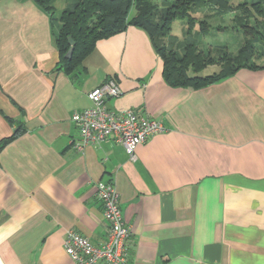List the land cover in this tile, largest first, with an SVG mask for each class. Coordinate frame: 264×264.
<instances>
[{
	"label": "crops",
	"instance_id": "crops-1",
	"mask_svg": "<svg viewBox=\"0 0 264 264\" xmlns=\"http://www.w3.org/2000/svg\"><path fill=\"white\" fill-rule=\"evenodd\" d=\"M50 21L33 0H0V140L21 129L0 151V264H74L69 229L104 242L100 181L118 191L130 264H264V68L172 87L129 25L66 73ZM109 79L122 91L109 109L165 127L132 160L113 137L75 146L72 114Z\"/></svg>",
	"mask_w": 264,
	"mask_h": 264
},
{
	"label": "trees",
	"instance_id": "trees-1",
	"mask_svg": "<svg viewBox=\"0 0 264 264\" xmlns=\"http://www.w3.org/2000/svg\"><path fill=\"white\" fill-rule=\"evenodd\" d=\"M55 19L58 29L53 41L58 49L57 68L73 72L94 49L98 40L125 30L129 25L142 28L149 36L155 52L162 60V75L172 87L200 88L233 75L240 68L260 69L264 63V0H66L65 7L55 15V0H33ZM133 12V13H132ZM199 13L200 15H195ZM231 14V26L244 32L235 52L225 46L217 47L216 54L198 45L199 36L212 28L209 20ZM185 20L183 39L176 41L171 34L172 23ZM214 27L217 30L228 28ZM68 37L74 41L69 58ZM209 65L218 70L201 75ZM9 122L11 119L7 118ZM21 132L20 126L0 140V151Z\"/></svg>",
	"mask_w": 264,
	"mask_h": 264
},
{
	"label": "built area",
	"instance_id": "built-area-1",
	"mask_svg": "<svg viewBox=\"0 0 264 264\" xmlns=\"http://www.w3.org/2000/svg\"><path fill=\"white\" fill-rule=\"evenodd\" d=\"M121 92L117 83L109 79L86 93L91 105L71 116L79 130V139L75 143L77 148L113 137L132 160L140 143L165 130L161 122L132 109H109L106 99L119 96ZM96 189L103 217L108 222L106 239L93 244L86 236L69 229L62 240L63 249L74 264H130L126 244L130 231L119 206L118 191L112 183L104 181L98 182Z\"/></svg>",
	"mask_w": 264,
	"mask_h": 264
},
{
	"label": "rangeland",
	"instance_id": "rangeland-1",
	"mask_svg": "<svg viewBox=\"0 0 264 264\" xmlns=\"http://www.w3.org/2000/svg\"><path fill=\"white\" fill-rule=\"evenodd\" d=\"M234 4L243 0H231ZM66 4V0H55L54 5L56 7L55 9V15L58 16L59 11L61 10L62 6ZM195 15H200L199 13H196ZM231 14L225 15L221 18L216 17L212 20H210V24L212 25V28L209 30L210 32L205 35H201L198 39V45L203 50L207 51L208 49L212 51L213 54H216L217 46L216 44L224 45L225 48L230 52H235L237 48L240 45V42L242 41V37L244 36V32L241 30H237L232 27L231 24ZM218 25H225L228 26V28L223 30H217L214 27ZM185 29V20L184 19H176L172 23V29L171 34H173L176 38V41H180L183 39V31ZM257 63H264V57L255 59ZM218 66L217 65H209L206 68H204L200 74L205 75L209 74L211 72L217 71Z\"/></svg>",
	"mask_w": 264,
	"mask_h": 264
},
{
	"label": "water",
	"instance_id": "water-1",
	"mask_svg": "<svg viewBox=\"0 0 264 264\" xmlns=\"http://www.w3.org/2000/svg\"><path fill=\"white\" fill-rule=\"evenodd\" d=\"M68 42L70 44L69 49L67 50V52L65 53V57L69 58L71 56L72 50H73V43L74 41L71 39V37H68Z\"/></svg>",
	"mask_w": 264,
	"mask_h": 264
}]
</instances>
